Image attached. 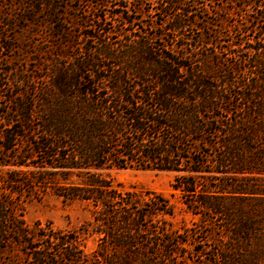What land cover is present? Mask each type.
I'll list each match as a JSON object with an SVG mask.
<instances>
[{"label":"trees","instance_id":"obj_1","mask_svg":"<svg viewBox=\"0 0 264 264\" xmlns=\"http://www.w3.org/2000/svg\"><path fill=\"white\" fill-rule=\"evenodd\" d=\"M186 1L158 0L171 45H154L169 33L142 37L131 0L120 31L97 18L89 47L71 56L63 50L76 43H58L46 67L18 76L25 94L0 127V264H22L20 253L27 264H186L194 228H173L164 196L121 190L101 173L113 167L177 173L174 190L212 241L194 249L206 264H264V36L251 39L248 67L230 69L209 43L193 49ZM32 2L57 19V0ZM47 192L87 203L90 219L75 232L29 226L18 202Z\"/></svg>","mask_w":264,"mask_h":264},{"label":"rangeland","instance_id":"obj_2","mask_svg":"<svg viewBox=\"0 0 264 264\" xmlns=\"http://www.w3.org/2000/svg\"><path fill=\"white\" fill-rule=\"evenodd\" d=\"M130 1L57 0L59 5L56 9L58 12L56 19L46 10H39L41 7L38 2L0 0V47H3L0 48V127L4 126L9 117H14L15 98L22 99L25 94L24 87L16 82L18 76L22 77L30 73L36 66L46 67L47 60L51 61L54 58V56L49 58L50 53L54 48L56 49L58 43H76L73 48L67 46L66 50H63L70 52V55L72 51L77 54L81 48L89 47L91 44H87L88 35L93 29L92 26L99 23L97 18L105 19L107 28L111 23L117 26V31H120L123 23L118 13H122L124 10L122 7L125 5L133 8V5L137 4L133 2L132 5ZM138 3L136 11L139 12L137 15L140 17L142 37L155 39L159 35L169 33L165 41L157 39L154 45L159 49L163 45H171L170 41L175 34L167 32L169 27L163 26L167 18L156 12L158 0H140ZM186 4L194 11L191 20L197 23V27H193V31L187 34L190 40H194L192 47L197 48L195 51L200 55L206 53L201 43L203 45L209 43L210 52H219L223 65L230 69L235 66L239 71L240 68L244 69L250 65L248 62L250 59L257 58L258 54H255L251 48V43H254L251 39H263L264 1L260 2V7L254 8L242 6L243 2L239 0H187ZM32 7L38 11L34 22L30 12ZM61 26L66 29V33L59 40L57 35ZM115 38L117 39L112 42L116 43L118 40L119 43L121 37L115 36ZM78 43L80 45H77ZM178 45L180 46L181 43L179 42ZM262 46L263 42L256 47ZM123 69L116 68L115 73L108 75L115 78L123 72ZM207 69L211 71V68ZM242 77L240 74L241 83ZM5 159L7 158L0 155V162ZM8 169L0 166V175L5 176ZM101 173L116 184H120V189L123 191H135L140 194L150 192L167 198L174 209L173 215L168 217L173 228L180 231H183V227L194 228L189 236L191 242L187 245L188 251L184 253L186 264H206L205 260L196 255L194 249L197 243L210 245L212 241L207 228L195 227L197 218L187 210L180 193L174 190L176 172L113 167L104 169ZM1 185L2 182L0 187ZM18 203V213L29 226H34L36 223L42 225L51 223L56 229L75 232L91 216V207L87 203L65 202L52 192L42 193L38 198L24 196ZM86 243L88 251L95 249L96 242L92 238H88ZM20 254L22 264H27L25 257ZM9 256L12 255L5 253L1 257L4 259Z\"/></svg>","mask_w":264,"mask_h":264}]
</instances>
